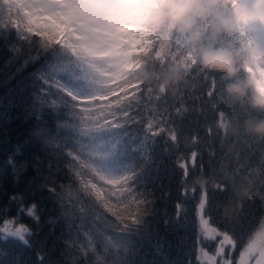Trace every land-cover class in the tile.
Instances as JSON below:
<instances>
[{
  "label": "snow or ice",
  "instance_id": "snow-or-ice-1",
  "mask_svg": "<svg viewBox=\"0 0 264 264\" xmlns=\"http://www.w3.org/2000/svg\"><path fill=\"white\" fill-rule=\"evenodd\" d=\"M105 2L106 0H21V7L29 18L49 19L64 30V38L56 43L54 49L47 46L50 41L44 39V32L40 29H23L19 24L13 26L0 20V40L11 45V58L6 67L15 62L19 65L15 69L18 73L30 63H40V67L33 73L20 79L17 89L21 103L29 105L25 111L26 116L36 120L34 139L42 142L44 152L63 161L66 166L69 183L60 185L59 188L48 187V191L57 198L61 218L68 225L69 235L75 231V238L68 242L77 249L79 256V260L74 259L73 264H80V260H86L88 264H131L128 253L132 247L133 233H139V226L146 223L144 217L151 203L149 185L161 179V170L164 168L162 157L168 154V150L162 148L161 141L169 148H174L180 135V129L174 126L175 118L167 108L161 109L160 106L170 99L183 100V96L161 94L139 81L118 85L108 75L107 67L83 50L82 46L90 36L124 22L115 20L110 8L102 7ZM240 2L247 6L250 0ZM91 10L99 12V20L81 15L82 11ZM201 30L207 34V25ZM147 37L153 41L147 57L156 64L166 66L169 62L175 63L186 51L182 47L185 37H172L180 43L171 47L167 56L157 48L159 41L155 35L148 34ZM228 39L233 43L246 42L255 47L258 54L247 67L253 72H264V23L258 19L245 20L241 29ZM219 42H224V38ZM25 52L28 58L20 63ZM147 57L141 53L134 60ZM181 71L185 80L177 88V92L181 87L203 79L209 87V99L231 104L233 110L241 107L239 104L229 103L223 96V88L218 86L217 74L201 71L192 61L184 63ZM10 79L15 80V74ZM220 80L224 79L220 77ZM243 109L247 114V108ZM185 111L187 109L181 105L176 109V116L182 117ZM213 111L218 115V128L223 129L227 135L232 114L217 108H213ZM45 116L48 117L47 120L44 119ZM249 139L264 148V139L251 136ZM193 142L198 140L194 138ZM158 148L162 150L157 152ZM199 155L192 152L187 161L178 162L184 173L181 183L185 191L189 190L190 181L196 177L194 170ZM189 161L192 172L189 171ZM8 164L19 176L12 157ZM27 167V162L21 165L23 170H27ZM261 171H264V166ZM43 186L48 185L46 183ZM227 191L228 185L223 181L213 187L211 197L206 188L200 189L198 223L194 225L199 230L197 242L200 243L201 239L212 241L215 248L209 253L204 247H200L196 256L197 264H264V249L253 245L245 246V238L264 215L255 224L242 227L239 233L228 229L225 217L224 227L211 226L221 223L215 218L219 214L215 193L226 194ZM248 200L253 201V197L249 196ZM261 201L264 203V196H261ZM10 202L22 205L24 199L13 196ZM38 211L37 204L19 207L17 217L26 216L39 224ZM184 214V205L177 204V219L174 223L184 226L185 222L181 219ZM7 216V210H0V241L14 238L10 242V251L16 257L17 250H22L23 246H31L29 240L32 230L23 224L17 226V219H6ZM157 249L159 252V243ZM20 254L22 255V251ZM40 259L43 264V258ZM7 264L23 262L16 257ZM145 264L161 262L153 260L146 261ZM163 264L169 262L165 260Z\"/></svg>",
  "mask_w": 264,
  "mask_h": 264
},
{
  "label": "trees",
  "instance_id": "trees-1",
  "mask_svg": "<svg viewBox=\"0 0 264 264\" xmlns=\"http://www.w3.org/2000/svg\"><path fill=\"white\" fill-rule=\"evenodd\" d=\"M12 39L14 42L15 37ZM10 47L9 43L0 40V210H7L6 219L16 218L17 225L23 224L32 230V237L29 240L31 246H23L22 250L16 252V257L22 260L23 264H41L40 258H43V264H73V260H79V256L77 249L68 242L75 238V231L69 235L68 225L61 218L57 198L48 191V187L59 188L60 185L69 183L66 166L63 161H58L55 156L44 152L42 142L34 139L36 120L26 116L25 111L29 105L21 103L17 89L20 79L33 73L40 67V63H30L23 71L15 72L19 67L15 62L6 67L11 58ZM149 48L150 40L133 55L139 57L141 53H148ZM25 58H28L27 52L21 57L20 63H23ZM13 74L15 80L10 79ZM220 77L217 74L218 86L224 88L226 81L220 80ZM208 90L207 82L198 79L195 84L189 83L181 87L175 95L169 94L170 97L183 96V100L170 99L168 103L160 106L161 109L167 108L169 114L175 118L174 126L180 129V135L174 148H169L161 141L162 148L167 149L168 154L162 157L164 168L161 170V179L149 185L148 191L152 193L149 196L151 203L144 217L146 223L139 226L141 228L139 233H133L132 247L128 253L131 264H145L146 261L153 260L161 264L165 260L169 264H197L198 245L207 248L213 245L212 241L202 239L200 243L197 242L199 230L194 226L197 224L195 206L201 188L190 181L189 190L185 191L181 183L184 173L178 162L187 161L192 152H197L200 155L196 160L194 175H201L203 172V175L216 177L218 182L225 174L231 177V180H222L228 185L227 193H215L219 209L223 202L231 198L233 185L239 182L242 176L249 173L252 175L253 169L261 170L264 166V148L250 140L249 136L234 135L229 131L225 135L223 129L217 126L218 115L213 108L232 114L229 125L242 121L247 116L264 117V113L247 109L245 114L242 107L233 110L231 104L209 99ZM24 98L27 99V96ZM181 105L187 111L182 117H177L176 109ZM44 119L47 120L48 117L45 116ZM194 138L198 142L194 143ZM161 150L158 148L157 152ZM10 157L17 165L16 172L20 173L19 176L8 164ZM25 162L28 164L27 170L21 168ZM189 171H193L190 161ZM46 183L48 186H43ZM213 187L209 185L206 188L210 197L213 194ZM13 196L23 197L24 203L22 205L11 203L10 198ZM249 196L253 197L254 202L246 198L238 218L233 221L227 220L230 231L239 233L242 227L250 223L255 224L259 217L264 215V203L261 201V196H264V176L256 178ZM32 204L38 205L39 224L26 216L17 217L19 207ZM177 204H183L185 208V214L181 217L185 222L184 226L174 223L177 219ZM215 218L221 223L212 225L224 227V216L220 210ZM11 241H14V238L0 241V264H7L9 260L16 258L10 251ZM211 249L213 250V247ZM80 264H88V261L80 260Z\"/></svg>",
  "mask_w": 264,
  "mask_h": 264
},
{
  "label": "clouds",
  "instance_id": "clouds-1",
  "mask_svg": "<svg viewBox=\"0 0 264 264\" xmlns=\"http://www.w3.org/2000/svg\"><path fill=\"white\" fill-rule=\"evenodd\" d=\"M102 7L110 8L114 19L124 21L114 28L109 26L100 34L92 35L83 44V50L102 62L118 85L130 81L155 88L159 93L175 95L183 85L185 75L181 71L184 63L192 61L203 72L219 74L226 83L223 96L229 103L239 104L252 112L264 113V72H253L247 66L253 63L257 49L245 43H233L231 38L249 19L264 23V0H250L245 6L240 0H106ZM81 15L99 20L95 10L82 11ZM74 19V17H70ZM0 20L21 28L40 29L48 47L55 48L64 38V30L49 19L29 18L21 7V0H0ZM207 25V34L201 30ZM155 35L159 51L167 56L171 47L180 42L174 36L185 37L182 47L186 49L175 63L166 66L156 64L150 57L134 60L129 45L124 40L129 35ZM224 38V42H219ZM152 45L153 41L150 40ZM151 48H149V51ZM140 51L139 47L136 49ZM234 135H245L264 139V117H245L228 126ZM264 171L253 169L252 175L242 176L232 188V196L220 205L221 214L229 221L236 220L249 197L256 178ZM231 180L227 174L219 178ZM193 183L204 189L215 186L214 176L197 175ZM264 249V218L245 238V246Z\"/></svg>",
  "mask_w": 264,
  "mask_h": 264
},
{
  "label": "rangeland",
  "instance_id": "rangeland-1",
  "mask_svg": "<svg viewBox=\"0 0 264 264\" xmlns=\"http://www.w3.org/2000/svg\"><path fill=\"white\" fill-rule=\"evenodd\" d=\"M148 41H149V39H148L147 35H142V36L141 35H136V36L129 35L128 38L124 40V43L129 45V50H130L131 54H133L134 52H136L137 47H139V48L144 47L145 45H147ZM198 203H199V200L195 206V208H196V212H195L196 219H197V205H198ZM17 226H19V225H17ZM211 226H213V225H211ZM213 227H215V226H213ZM200 247H204L205 251L211 253L212 251H214L215 244L213 243V245H211L210 248H207L206 246L199 244L197 247V255L199 254ZM212 247H213V250L211 249Z\"/></svg>",
  "mask_w": 264,
  "mask_h": 264
}]
</instances>
